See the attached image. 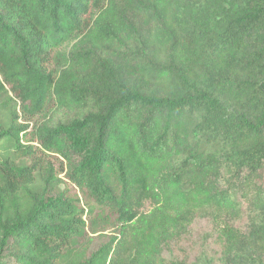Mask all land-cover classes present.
Masks as SVG:
<instances>
[{
	"label": "trees",
	"instance_id": "1",
	"mask_svg": "<svg viewBox=\"0 0 264 264\" xmlns=\"http://www.w3.org/2000/svg\"><path fill=\"white\" fill-rule=\"evenodd\" d=\"M4 101L0 264H264V0H0Z\"/></svg>",
	"mask_w": 264,
	"mask_h": 264
},
{
	"label": "rangeland",
	"instance_id": "2",
	"mask_svg": "<svg viewBox=\"0 0 264 264\" xmlns=\"http://www.w3.org/2000/svg\"><path fill=\"white\" fill-rule=\"evenodd\" d=\"M8 113V105L4 101L0 104L1 120L5 121ZM5 145L7 144L5 143L3 146ZM214 236L211 224L203 219H199L187 229L185 235L180 240L170 243V246L166 247L163 255L197 261L202 258L200 253L205 249L209 255L214 251L218 252V244ZM215 256L217 257V255Z\"/></svg>",
	"mask_w": 264,
	"mask_h": 264
}]
</instances>
